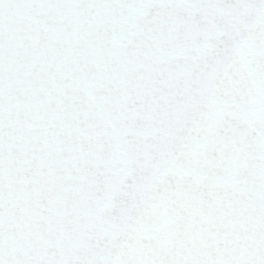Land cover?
Instances as JSON below:
<instances>
[{"label":"snow or ice","instance_id":"snow-or-ice-1","mask_svg":"<svg viewBox=\"0 0 264 264\" xmlns=\"http://www.w3.org/2000/svg\"><path fill=\"white\" fill-rule=\"evenodd\" d=\"M0 264H264V0H0Z\"/></svg>","mask_w":264,"mask_h":264}]
</instances>
